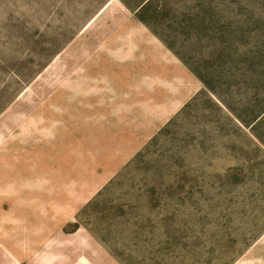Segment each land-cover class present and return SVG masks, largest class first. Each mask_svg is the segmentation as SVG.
Wrapping results in <instances>:
<instances>
[{
  "label": "rangeland",
  "instance_id": "obj_1",
  "mask_svg": "<svg viewBox=\"0 0 264 264\" xmlns=\"http://www.w3.org/2000/svg\"><path fill=\"white\" fill-rule=\"evenodd\" d=\"M74 163L0 264H264V0H0V201Z\"/></svg>",
  "mask_w": 264,
  "mask_h": 264
},
{
  "label": "crops",
  "instance_id": "obj_2",
  "mask_svg": "<svg viewBox=\"0 0 264 264\" xmlns=\"http://www.w3.org/2000/svg\"><path fill=\"white\" fill-rule=\"evenodd\" d=\"M50 151L51 141H49V144L35 145L34 151H30V153L37 157L43 155L44 159L47 160L46 156H50ZM83 166L81 165L80 167ZM65 169L66 164H61L58 174L54 175L51 171V176H49V181H47L49 186H44L40 189L41 194H44L43 192L47 193V199L44 197V202L36 205L35 209L41 211H36L37 214L24 213L19 203L5 205V201H0V250L12 255V258H16L18 262L21 259L22 237L31 235L33 232L37 234L45 230V228H41L38 231L36 225L41 222L42 215H46L48 211L46 205L50 204V215L58 221L66 214L63 212H67L71 203H75L84 195L83 172L78 173V170H80L78 164L74 163V169L71 174H68ZM52 196L56 197L52 198ZM23 208L29 210L28 207Z\"/></svg>",
  "mask_w": 264,
  "mask_h": 264
},
{
  "label": "trees",
  "instance_id": "obj_3",
  "mask_svg": "<svg viewBox=\"0 0 264 264\" xmlns=\"http://www.w3.org/2000/svg\"><path fill=\"white\" fill-rule=\"evenodd\" d=\"M189 104H191V102H190ZM189 104H187L186 106H188ZM160 132H161V131H160Z\"/></svg>",
  "mask_w": 264,
  "mask_h": 264
}]
</instances>
